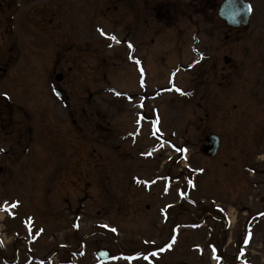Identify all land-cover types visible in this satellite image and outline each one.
<instances>
[{
  "label": "rangeland",
  "instance_id": "374dc122",
  "mask_svg": "<svg viewBox=\"0 0 264 264\" xmlns=\"http://www.w3.org/2000/svg\"><path fill=\"white\" fill-rule=\"evenodd\" d=\"M31 1L16 0L45 13L16 11L17 32L0 11V264H215L212 254L220 264H264V217L253 215L264 201L243 209L252 178L246 171L236 182L243 162L256 171L255 189L264 187V48L251 56V27L236 40L225 27L217 33L213 11L199 31L183 17L177 43V32L141 33L136 5L97 16L93 1ZM248 1L264 18V0ZM100 31L115 39L100 41ZM58 53L73 77L62 85L65 100L48 78ZM138 98L146 118L152 106L160 111L156 122L139 124ZM92 110L106 125H94ZM154 126L158 139L149 138ZM208 133L221 139L212 158L200 151ZM4 199L14 204L7 216Z\"/></svg>",
  "mask_w": 264,
  "mask_h": 264
},
{
  "label": "flooded vegetation",
  "instance_id": "af4514ba",
  "mask_svg": "<svg viewBox=\"0 0 264 264\" xmlns=\"http://www.w3.org/2000/svg\"><path fill=\"white\" fill-rule=\"evenodd\" d=\"M66 1V0H65ZM70 2H80L81 0H69ZM83 2H86V0H82ZM88 2H95L97 3L98 10H95V14L97 12L101 13H108L113 8L115 10L118 9V7H125L136 5L137 9L140 11V13L135 17L138 18V20L143 24V27L145 24L150 25V23L155 24L156 27H162L165 28L168 31L172 32H178L179 34L183 33V29L176 26L177 21H180L185 17L190 27H194L197 31L200 30V24L205 22V17L208 16L210 12H215L220 0H87ZM6 0H0V7L7 6L12 8L15 5V2L13 0H8L7 4H5ZM264 3V2H263ZM264 6V4H263ZM183 7L185 8V11L183 10ZM60 11V10H59ZM252 17H251V33L253 34V39H251V45L252 47L256 44L263 45L264 48V18H261V10L259 8L252 7ZM264 11V10H263ZM10 15V22H12V14ZM6 17V16H4ZM3 17V18H4ZM1 19V17H0ZM182 22V21H180ZM211 23V22H210ZM11 29H13V26H10ZM217 33L220 32L222 34V37L224 36V28L223 25L216 29ZM237 39V37H236ZM15 44V43H13ZM71 47V46H70ZM69 47V48H70ZM62 48V47H60ZM264 52V50H263ZM252 55H253V49H252ZM261 55V53L259 54ZM262 58H264V54H262ZM61 55H58L59 61H61ZM256 59V54L252 58ZM257 60V59H256ZM61 63V62H60ZM60 74L62 78V82L65 83L69 79H71V75L68 74L63 66H58V62L56 61L53 64V67L51 69L50 77L54 81V78L56 75ZM256 76L259 78L258 74H254L252 76V81L256 86ZM239 153L241 154V157H244L245 151L241 148H239ZM236 166H238L237 157H236ZM244 163L242 162V165L240 166V172L238 175H236V182L241 185V181L244 179L245 172L247 171V175L250 177L252 176L249 169L252 167H248V169L243 171ZM253 169V168H252Z\"/></svg>",
  "mask_w": 264,
  "mask_h": 264
},
{
  "label": "water",
  "instance_id": "95a60500",
  "mask_svg": "<svg viewBox=\"0 0 264 264\" xmlns=\"http://www.w3.org/2000/svg\"><path fill=\"white\" fill-rule=\"evenodd\" d=\"M219 16L226 20L227 24L240 30L247 24L249 7L244 0H224L219 9ZM219 145V138L213 134L205 139L201 151L207 155H214ZM99 256L104 259L110 258L109 251H100Z\"/></svg>",
  "mask_w": 264,
  "mask_h": 264
},
{
  "label": "snow or ice",
  "instance_id": "6c2138e0",
  "mask_svg": "<svg viewBox=\"0 0 264 264\" xmlns=\"http://www.w3.org/2000/svg\"><path fill=\"white\" fill-rule=\"evenodd\" d=\"M249 10H251L250 9V6H249ZM103 34V33H102ZM112 39H115V37H112ZM112 231H115V229H112ZM169 247H170V245H169ZM153 255H155V253H153ZM145 259H147V257H145Z\"/></svg>",
  "mask_w": 264,
  "mask_h": 264
}]
</instances>
